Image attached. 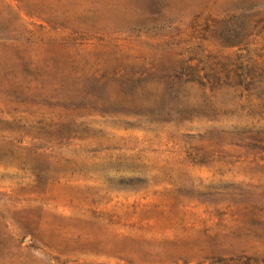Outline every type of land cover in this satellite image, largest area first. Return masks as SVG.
Returning <instances> with one entry per match:
<instances>
[{"label":"rangeland","instance_id":"obj_1","mask_svg":"<svg viewBox=\"0 0 264 264\" xmlns=\"http://www.w3.org/2000/svg\"><path fill=\"white\" fill-rule=\"evenodd\" d=\"M0 264H264V0H0Z\"/></svg>","mask_w":264,"mask_h":264}]
</instances>
